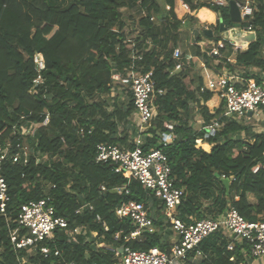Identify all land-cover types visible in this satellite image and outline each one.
Instances as JSON below:
<instances>
[{
  "label": "trees",
  "instance_id": "16d2710c",
  "mask_svg": "<svg viewBox=\"0 0 264 264\" xmlns=\"http://www.w3.org/2000/svg\"><path fill=\"white\" fill-rule=\"evenodd\" d=\"M175 1L0 0V142L16 144V129L43 123L46 112L50 114L49 124L38 130L35 139H28L49 161L37 164L32 157L27 165L4 164L11 202L7 217L0 213V264H122L116 252L124 247L171 253V245L158 232L144 231L135 240L129 238L136 227L116 215L122 203L137 201L147 207L149 200L158 199L135 179L128 184L129 195L115 192L128 179L113 164L96 161L101 143L135 147L132 140L138 129L126 128L135 112L132 94L127 92V100L121 94L111 95L114 73L125 74L134 62L132 42L140 56L135 65L142 73L152 71L155 82L157 116L143 134V149H161L168 157L174 184L184 191L179 217L186 223L216 219L233 206L248 221H264V132L254 133L244 120L229 118L224 103L211 113L201 102L210 101L213 92L189 90L184 70L172 74L181 61L173 56L180 46L182 27ZM183 2L194 14L202 8L215 12L219 18L216 33L221 23L233 27L229 6ZM131 5L145 13L133 31L128 30L123 12ZM249 26L257 40L237 52L235 67L246 72V79L262 84V78L249 69L264 72V0L255 3L253 18L241 23V28ZM221 38L226 48L233 47ZM37 53L45 61V82L32 94ZM195 106L204 120L201 129L193 124ZM213 121L221 128L206 137L205 127ZM166 122L174 124L175 136L164 144L169 132ZM199 139L213 146L211 152L197 148ZM44 198L50 199L57 216L66 218L68 227L55 231L33 253L16 251L10 230L16 227L13 220L19 208ZM86 204L92 209L77 213ZM78 228L87 233H74ZM231 242L222 232L205 239L200 245L204 255L200 264L243 263L242 247L237 244L230 251ZM43 247L48 254L41 252Z\"/></svg>",
  "mask_w": 264,
  "mask_h": 264
},
{
  "label": "built area",
  "instance_id": "2783aa9c",
  "mask_svg": "<svg viewBox=\"0 0 264 264\" xmlns=\"http://www.w3.org/2000/svg\"><path fill=\"white\" fill-rule=\"evenodd\" d=\"M215 3L225 5V0H215ZM255 3L256 0H247L238 4L242 22L250 21L253 18ZM243 29L249 32L254 31L250 26ZM230 44L235 50L240 49L235 43L230 42ZM130 48L132 49V60L135 62L140 59V56L135 52V43L132 42ZM225 48V40H220L211 49V55L220 57L221 51ZM173 56L175 59L181 60V50L175 49ZM134 62L125 74L114 73L111 95L114 97L120 89L132 94L138 120V136L135 139V147L127 149L120 145L101 143L97 146L96 161L113 164L115 171L128 179L127 184L115 187V192L124 191L126 195H129L128 184L132 179H135L149 194L161 201L165 206V216L179 236V240L172 248L171 253L163 252L158 248H153L150 251H136L124 247L116 252L122 264H177L178 261L189 259L191 253H194L193 257L202 259L204 255L200 250L201 243L217 232L230 234L231 237L239 241L242 251L249 253L253 258L264 257L263 220L248 221L233 206H230L222 216L216 219L207 218L186 223L179 217L177 209L182 203L184 191L174 184L168 157L161 149H151L148 152L143 149V134L151 128L152 122L157 116L154 105L155 82L152 71L142 73ZM34 63L37 76L30 92L32 94H35L38 87L44 84L43 72L46 69L42 54L37 53L34 56ZM182 67L179 62L174 70H181ZM209 89L219 93L225 104L226 115L230 118L241 120L247 118L249 113L255 115L264 109V85L254 79L234 81L231 78H222L216 83H211ZM49 119L50 114L46 112L43 123H28L16 129L14 135L19 137L16 144L11 141L0 142V213L5 217L8 214L11 197L9 185L3 172L4 164L7 161H12L27 165L32 157L35 158L37 164L49 160L48 155L36 150V144H31L28 141V139H35L38 130L49 124ZM165 126L169 131L174 129L172 124ZM220 128L221 125L215 122L206 131V137L214 135ZM165 137L164 144H167L170 138ZM257 170L258 168L255 169V172ZM102 190L105 191L106 187L103 186ZM49 201V198L33 200L19 208L17 218L13 220L16 227L10 230V240L16 251L35 250L41 242L53 238L55 231L68 227L66 218L57 216L55 207L49 204ZM84 208L92 209L90 205L86 204L77 213ZM116 215L120 219L130 220L134 224L136 229L129 236L133 240L140 237L144 231H152L154 227L153 219L146 206L137 201L122 203L117 208ZM8 221L12 220L8 218ZM80 232L79 229H76L74 233ZM116 237L118 238L119 234ZM234 248L235 242L232 241L228 249L233 251ZM41 252L48 254L49 250L43 247Z\"/></svg>",
  "mask_w": 264,
  "mask_h": 264
},
{
  "label": "crops",
  "instance_id": "0c3cea01",
  "mask_svg": "<svg viewBox=\"0 0 264 264\" xmlns=\"http://www.w3.org/2000/svg\"><path fill=\"white\" fill-rule=\"evenodd\" d=\"M161 1V0H159ZM204 2H214L215 0H201ZM235 2L237 5L246 2L247 0H225V5L229 6L230 3ZM258 0H256L257 2ZM136 9L138 14V20L145 15L144 11L137 5H131L125 10ZM168 9V7H167ZM175 13L177 18L182 21V27L180 29V46L177 49L181 50V64L182 69L178 71H173L172 74L180 72L182 70L185 71V83L189 90L196 91L197 89L201 90H208L213 92V97L207 103L201 102L202 105H207L210 109L211 113H214L215 110L219 109L220 106L223 104L222 99L220 98L219 93L210 90V85L213 82H218L222 78H231L234 81L246 80L245 78V71L236 68V55L239 50H246L248 48H241L239 50H235L234 47L230 48L227 47L221 51L220 57H214L211 55V49L220 41L223 40L221 37V33H216L214 31V27L216 26L219 18L215 12L208 8H202L198 11L197 14L191 12L188 5L184 4L183 0H176L175 1ZM137 20V21H138ZM156 22V19H154ZM126 21H128L126 19ZM218 38V40L216 39ZM231 42V41H230ZM233 43V42H231ZM262 55L264 57V45L262 48ZM249 72L252 75L259 76L262 78L263 85H264V72L257 68L249 69ZM253 79V78H251ZM118 94L128 99L127 92L125 90H118ZM198 107L195 106V114L198 111ZM226 113V112H225ZM195 118V117H194ZM230 118V117H229ZM242 121H248L250 123L253 120H264V109L260 110L258 114L252 115L248 114L247 118L241 119ZM137 114L134 112L130 124L126 125V128L129 130L137 129ZM240 121V120H239ZM215 121H213L210 125L205 127L206 131L208 130L209 126H213ZM166 124H172L166 122ZM174 126V124H172ZM166 128V126H165ZM169 131V130H168ZM263 133V132H258ZM138 134H136L132 141H135ZM170 138L169 141L174 138L173 130L169 131L166 134V137ZM204 145L208 146V149L204 148ZM197 148L203 149L205 152H211L213 146L209 143L205 142L203 139L197 140ZM49 161V160H48ZM249 199L252 202H255V199L252 195H249ZM147 211L149 215L152 217L154 221V227L150 232H158L163 240L170 244L173 248L174 245L178 242L179 236L174 231L170 221L165 216V206L164 204L155 199L149 200L147 204ZM178 213V212H177ZM196 221V220H194ZM192 221V222H194ZM82 233L81 228H78ZM87 233V231L85 230ZM85 233V234H86ZM84 234V233H83ZM227 238L231 239L235 242V245H240L238 240H235L233 237L230 236L227 232H222ZM92 236L95 237L96 233H92ZM139 238V237H138ZM103 247V244L99 245ZM37 249V248H36ZM35 249V250H36ZM35 250L29 251L28 253H33ZM243 257L245 261L241 264H264V257L260 258H253L249 253H244ZM234 260V258H232ZM26 262L25 259L22 260ZM202 261L201 258H195L190 256L189 259L185 261H178L177 264H200Z\"/></svg>",
  "mask_w": 264,
  "mask_h": 264
},
{
  "label": "water",
  "instance_id": "95a60500",
  "mask_svg": "<svg viewBox=\"0 0 264 264\" xmlns=\"http://www.w3.org/2000/svg\"><path fill=\"white\" fill-rule=\"evenodd\" d=\"M230 17L233 27L228 29L223 23L220 24V33L222 37L229 40L241 48H248L256 42L257 34L255 31L249 32L241 28L242 17L238 5L235 2L230 3ZM251 114V113H249ZM228 184V181H225Z\"/></svg>",
  "mask_w": 264,
  "mask_h": 264
},
{
  "label": "rangeland",
  "instance_id": "374dc122",
  "mask_svg": "<svg viewBox=\"0 0 264 264\" xmlns=\"http://www.w3.org/2000/svg\"><path fill=\"white\" fill-rule=\"evenodd\" d=\"M124 14H125V17L126 19L128 20V24L130 25L129 26V31H133L134 29H136V24H137V20H138V14L136 12V9H130V10H125L124 11ZM245 123L250 126L252 132L254 133H258V132H264V120H253L251 121L250 123H248V121ZM194 127L196 129H201L202 126L204 125V120H203V117L200 113V111L198 110L195 114V118H194ZM210 128V126H209ZM243 137V135H241ZM82 233H86L85 230H82ZM90 240V239H89Z\"/></svg>",
  "mask_w": 264,
  "mask_h": 264
}]
</instances>
